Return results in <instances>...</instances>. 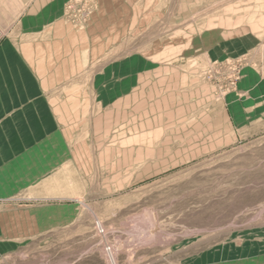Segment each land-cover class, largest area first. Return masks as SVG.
Here are the masks:
<instances>
[{"label": "rangeland", "instance_id": "rangeland-1", "mask_svg": "<svg viewBox=\"0 0 264 264\" xmlns=\"http://www.w3.org/2000/svg\"><path fill=\"white\" fill-rule=\"evenodd\" d=\"M153 7L103 61L134 52L150 84L0 163V264H254L264 252V0Z\"/></svg>", "mask_w": 264, "mask_h": 264}, {"label": "crops", "instance_id": "crops-1", "mask_svg": "<svg viewBox=\"0 0 264 264\" xmlns=\"http://www.w3.org/2000/svg\"><path fill=\"white\" fill-rule=\"evenodd\" d=\"M68 1L0 0V163L34 158L35 141L48 146L46 135L79 131L92 117L98 124L120 93L150 84L149 63L134 52L103 61L166 0H97L84 25L65 17ZM254 264H264V252Z\"/></svg>", "mask_w": 264, "mask_h": 264}, {"label": "built area", "instance_id": "built-area-1", "mask_svg": "<svg viewBox=\"0 0 264 264\" xmlns=\"http://www.w3.org/2000/svg\"><path fill=\"white\" fill-rule=\"evenodd\" d=\"M97 0H69L64 9L65 17L77 25L86 24L96 10Z\"/></svg>", "mask_w": 264, "mask_h": 264}, {"label": "bare ground", "instance_id": "bare-ground-1", "mask_svg": "<svg viewBox=\"0 0 264 264\" xmlns=\"http://www.w3.org/2000/svg\"><path fill=\"white\" fill-rule=\"evenodd\" d=\"M51 111V110H50ZM52 113V112H51ZM146 120V119H145ZM55 132V131H54ZM108 132V131H107ZM61 139V138H60ZM46 146V145H45ZM85 169V168H84Z\"/></svg>", "mask_w": 264, "mask_h": 264}]
</instances>
